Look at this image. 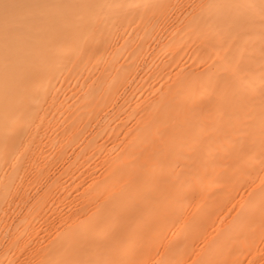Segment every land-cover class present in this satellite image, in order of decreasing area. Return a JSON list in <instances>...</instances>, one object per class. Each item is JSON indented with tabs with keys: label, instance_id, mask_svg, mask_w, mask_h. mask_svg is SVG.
<instances>
[{
	"label": "bare ground",
	"instance_id": "bare-ground-1",
	"mask_svg": "<svg viewBox=\"0 0 264 264\" xmlns=\"http://www.w3.org/2000/svg\"><path fill=\"white\" fill-rule=\"evenodd\" d=\"M0 264H264V0H0Z\"/></svg>",
	"mask_w": 264,
	"mask_h": 264
}]
</instances>
